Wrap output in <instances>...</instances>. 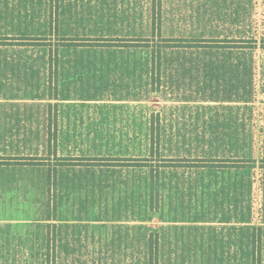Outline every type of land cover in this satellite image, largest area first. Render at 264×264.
Masks as SVG:
<instances>
[{"label": "rangeland", "instance_id": "374dc122", "mask_svg": "<svg viewBox=\"0 0 264 264\" xmlns=\"http://www.w3.org/2000/svg\"><path fill=\"white\" fill-rule=\"evenodd\" d=\"M153 1L162 17L154 26L173 43L227 37L231 45L246 44L237 41V0H0V43L8 44H0V161L51 160L54 151L59 162L73 164L140 154L151 117L164 133L166 156L249 153L243 139L264 136L260 48L173 49L161 73H149L146 49L66 48L57 73L49 68L44 43L147 35ZM250 5L244 12L261 23L264 0ZM50 14L59 16L57 33ZM246 29L249 36L255 30ZM242 61H256L257 71L241 70ZM82 167L66 168L48 192L46 165L0 164V264H46V209L55 204L57 223L67 224L57 229L56 264H130L126 229L117 226L128 222L109 219L136 211L140 190L108 187ZM162 200L157 214L139 222L170 227L164 231L177 264H222L220 255L240 253L264 208V192L222 181L170 188Z\"/></svg>", "mask_w": 264, "mask_h": 264}, {"label": "trees", "instance_id": "16d2710c", "mask_svg": "<svg viewBox=\"0 0 264 264\" xmlns=\"http://www.w3.org/2000/svg\"><path fill=\"white\" fill-rule=\"evenodd\" d=\"M249 1L251 2V0H237V3H239L240 6L238 9L239 11H237L239 15L236 16V22L241 27L237 41L243 44L246 43L245 46L241 44L231 45L226 42L228 41L227 37L223 42L215 39V41H210L212 43H200L194 45L173 43L171 37L163 36L161 30L154 26L160 22L162 17L161 13L160 15L155 13L156 6L153 1L151 11L148 14L147 22L149 25V33L147 35L143 37L127 38L78 37L77 40H70V42H64L69 41V39L66 40L62 37V39H60L54 46L44 43V47H48L50 51L48 65L50 69L54 67V70L57 73V67L61 62H59V52L66 48L96 50L146 49L151 54L150 62L147 65L149 73H161L165 68V53L178 48H238L240 50L260 48L261 51L264 52V14L262 22L258 23L257 19L252 17V14L250 15L249 13L244 12L247 10L248 4L250 5ZM158 4H160V0H158ZM58 18L59 16L57 14L54 18H52L50 14L48 20L49 23L56 22V25L53 27V30H55L56 33L59 28L57 26ZM259 24L261 25L260 29ZM252 27H254L255 30L254 33L249 36L247 35L248 30L246 28H250L251 30ZM156 29L158 30L157 33L160 34L158 39L154 38ZM0 44L8 45L7 43ZM243 53L245 52L243 51ZM241 64V70L254 73L256 61H252L249 65H247L245 61H242ZM248 66L250 68H248ZM260 67L261 71L264 72V59H262ZM158 122L159 121L153 117L148 121L146 126L147 136L142 148H139L140 154H127L126 156L121 154L113 156H95V158H91L94 159L95 162L73 164L59 162L60 158L57 157V152L54 151L51 153V156H53L54 159L51 160L47 157L50 155H46L44 160L26 159L30 160L28 162L0 161V164L46 165V183L48 185V192L51 191V187H57V184L62 182L63 173H65L64 170L70 166H77L81 169L84 168L82 166H85L87 171H90L98 181L103 182L108 187L114 189L118 188V190L126 189L130 192L140 190L141 203L137 206L138 209L136 211L135 207L133 208L134 205H132L133 209L131 212L129 211V213H126L123 216L112 215L111 219H109L128 222L124 225H117L126 229L123 235V240L125 241V246H127L126 250L129 249L128 251H125V254L129 257L128 261L130 264H177L180 258L177 253H175V249L173 251L169 248L168 240L166 241V234L164 231L170 227L162 226L161 231H159L158 229H152L147 226V224L140 223L139 221L142 219L147 220L149 216L155 215L160 211L159 209L163 203L162 199L164 197V192L170 188H186L194 185L197 186L198 184H208L211 186L213 182L222 181L227 183L233 182L236 185L239 184L241 188L249 190L256 188L264 192V136H251L248 140L243 139L248 143V148H251V150L248 154L243 153L236 155V158H219L212 156L170 157L163 154L165 139L164 133ZM252 145L254 147V155H252ZM4 159L6 158H3L2 160ZM72 171L76 172L77 169H72ZM142 203H144L143 208L141 207ZM56 210V204L53 205L52 209L49 206L46 209V220L48 221L45 230L46 264H56V261L58 262L56 257V245L60 240L59 237L61 232L57 229L61 226H67V224L57 223L58 219ZM258 213L260 214L261 220L259 224L253 223L251 226L253 232L250 234V238L247 235V240L249 241L247 242L246 247L241 248L240 253L235 252L220 255L219 259L222 264H264V252L261 250L264 234V208L258 209ZM249 218L246 219L245 222H250ZM98 220H102L101 217ZM133 221H137L138 223L129 224V222ZM92 226L97 228L102 227L100 223ZM214 259L216 260V263L218 256H214ZM208 260H210V256Z\"/></svg>", "mask_w": 264, "mask_h": 264}]
</instances>
